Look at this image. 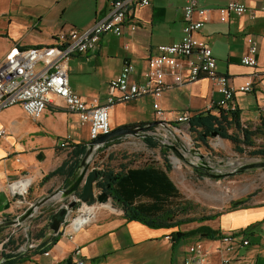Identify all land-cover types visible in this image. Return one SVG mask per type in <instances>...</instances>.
<instances>
[{
	"label": "crops",
	"instance_id": "obj_1",
	"mask_svg": "<svg viewBox=\"0 0 264 264\" xmlns=\"http://www.w3.org/2000/svg\"><path fill=\"white\" fill-rule=\"evenodd\" d=\"M112 1L0 0V64L15 46H50L56 43V35L63 30L90 28L96 20L106 16ZM230 1L197 0L198 6L209 9L199 37L213 49L218 61L217 71L227 76L233 85L252 82L251 91L237 92L232 105L239 110L242 124L256 125L264 119V0H239L248 6V11L243 15L231 14L227 21H222L218 8ZM188 2L152 0L148 6H133L123 35H102L97 49L70 57L67 62L70 86L84 100L99 98L104 101L108 83L121 72L127 61L136 67L132 78L142 79L148 59L157 52V46L171 44L183 37V7ZM194 18L199 19V14L195 13ZM249 36H254L257 41V67L242 63V57L248 53ZM221 98L222 94L205 76L170 87L161 101L164 119L173 120L184 112L217 114L219 109L213 104ZM153 100L152 96H146L116 104L110 115L112 130L154 120ZM150 105L152 119L146 118ZM0 127L8 130L7 135L0 138V191L9 192V183L25 175L34 180L24 201L9 208L11 213L20 210L16 214L28 209L39 196L59 186H67L71 176L56 175L46 182L42 179L70 159L74 146L91 141L89 125L81 122L78 113L68 111L57 96L37 120L30 118L19 105L3 110ZM67 135L71 136L70 146L61 148ZM134 138L140 137L123 136L121 140L132 143ZM243 204L217 212L219 215L211 220H196L174 229L155 228L138 220H128L124 213L108 210L112 207L107 204L95 220L75 233L73 239L62 232L55 233L50 228L48 215L44 220L38 217L29 231L18 226L26 238L22 244L32 242L35 245L34 248L23 246L22 250L31 257L19 264H70L76 245L80 246L81 255L93 264H184L186 248L197 241L203 243L208 253L207 264H220V235L233 230L250 240L248 246L231 254L236 264H264V198ZM251 224L257 226L248 227ZM14 231L0 241L2 252L8 249L2 248L6 240L15 235ZM175 231L197 232L175 237ZM213 232L216 236H211ZM3 233L7 231L0 230V238ZM55 237L51 248L42 251V246L35 250L41 243L54 241ZM47 250L51 251L50 256L43 254Z\"/></svg>",
	"mask_w": 264,
	"mask_h": 264
},
{
	"label": "built area",
	"instance_id": "obj_2",
	"mask_svg": "<svg viewBox=\"0 0 264 264\" xmlns=\"http://www.w3.org/2000/svg\"><path fill=\"white\" fill-rule=\"evenodd\" d=\"M151 2L152 0H113L106 16L96 20L86 30L78 28L63 30L56 35V43L50 46L12 48L0 64V112L13 105H19L30 118L37 120L49 104L53 103V97L57 96L63 100L68 111L78 113L81 122L89 125L90 139L95 140L100 135L112 131L110 115L111 109L116 104L152 96L153 108L156 112L155 119L173 123L172 128L175 134L182 138L190 149L196 148L200 143L190 138L192 134L190 118L193 115L191 112H184L173 120L164 119L165 110L161 104L164 92L170 87L194 82L205 76L213 82L215 90L222 94V98L214 102L213 107L228 111L236 109L232 104L237 92H248L253 87L252 82L235 86L227 76L217 71L218 61L213 49L199 37L209 9L198 6L197 0H189L183 7L185 18L183 37L171 44L157 46V52L148 59L142 79L132 78L136 67L127 61L121 72L108 83V95L104 101H100L99 98L91 101L82 99L69 83L67 62L72 55L86 54L97 49L101 36L107 33L115 36L123 35L124 24L133 6H148ZM247 7L242 1L231 0L227 5L219 7L218 11L221 20L227 21L231 14H245L248 11ZM195 13L199 14V19L194 18ZM247 40L249 49L248 53L242 57V63L257 67L256 38L249 36ZM242 126L247 127L244 124ZM153 130L158 131L162 136L166 135L163 139L168 140V131L164 126L157 125ZM7 133V127H0V138ZM154 139L159 140L158 137ZM70 140L71 136L67 135L61 143V148L69 147ZM204 153L207 162L214 165L215 161L210 152ZM190 161L197 163L195 160ZM33 183L34 180L27 175L9 183L7 194L12 201V206L24 201ZM103 207L101 203H78L77 207L68 213L62 234L73 239L79 229L97 218V213ZM11 215L15 217L19 214H13L8 209L0 212V219L12 218ZM249 244L250 240L240 232L233 230L222 233L218 247L222 256L220 264H236L231 254ZM25 245L29 248L35 247L32 242ZM203 246L201 241L188 246L184 264L209 263L208 253ZM23 248L21 246L19 250ZM43 254L50 256L51 251L47 250ZM70 264L93 263L81 255V248L76 245L74 258Z\"/></svg>",
	"mask_w": 264,
	"mask_h": 264
},
{
	"label": "trees",
	"instance_id": "obj_3",
	"mask_svg": "<svg viewBox=\"0 0 264 264\" xmlns=\"http://www.w3.org/2000/svg\"><path fill=\"white\" fill-rule=\"evenodd\" d=\"M240 119L241 115L238 109L228 111L220 109L217 114L210 111L195 113L192 118H190V124L192 132L198 133L197 141L199 143L201 141L207 143L208 139L212 137V134L217 133V135L222 138L233 142L238 152H243L244 148L242 146L245 145L254 147L251 152L252 154L264 156V149L256 148L253 141V136L257 131L254 132V130L251 131L244 128ZM147 123L148 122L140 124L145 125ZM232 128H235L236 132L231 133L230 129ZM263 128L264 119L260 121L258 130ZM122 137L123 136L116 137L107 144L110 146L116 144ZM145 141L151 148H160L161 155L165 160L163 166L151 163L138 167H125L123 165L119 170H115L109 166H101L98 169L99 177L96 182V188L106 192L116 204L123 208L124 217L128 220H138L150 227L174 229L180 227L184 223L188 224L196 220L207 221L219 215V213H215L206 216L202 215L198 218L186 216L188 213V206L183 200V195L173 183V179L170 176L173 164L169 159V153L164 147H161L158 140L154 138H145ZM86 146L87 143L74 146L71 151L72 155L70 159L50 172L46 177H43L42 182H46L56 175L72 176L76 166L86 152ZM253 196L252 193L249 194L246 199L239 201L238 204L234 202L232 207L237 208L241 206ZM256 226L257 224H251L248 227L255 228ZM47 228L48 225L44 229ZM196 232L197 231H190L187 233L175 231L173 232V236L184 237L186 235H193ZM215 234L216 232H213L211 236H216ZM25 240L26 238L23 237V240L19 243ZM55 240L56 237L54 241L49 242V244L41 243L35 250H38L42 246H44L42 251L46 248H51ZM15 243H18V240L11 237L4 243V247L5 249L9 248V246H14ZM1 257L4 258L1 264H19L25 260H29L31 254L26 250L16 251V249H12L10 251H3Z\"/></svg>",
	"mask_w": 264,
	"mask_h": 264
},
{
	"label": "rangeland",
	"instance_id": "obj_4",
	"mask_svg": "<svg viewBox=\"0 0 264 264\" xmlns=\"http://www.w3.org/2000/svg\"><path fill=\"white\" fill-rule=\"evenodd\" d=\"M151 105L147 106L146 118L152 119L154 115H151ZM247 129L257 133L253 136V141L256 148L264 149V128L259 129L260 124L247 123L244 122ZM231 133L236 132L235 128L230 129ZM190 138L193 140H198V133L192 132ZM202 144L203 152H210L215 164H227L228 162H233L234 158L242 159L244 161H257L264 159L263 155H254L252 150L254 147L245 146L243 152H238L236 145L230 140L224 139L221 136H212L208 139V142ZM162 147V146H161ZM169 153V159L171 161L172 168L170 171V176L173 179V183L180 190L183 195V200L188 206V213L186 216L198 218L202 215L206 216L209 214H214L217 212H223L232 208L233 203L239 202L246 199L249 194L254 196L247 200L243 205H248V203L254 202L258 199L264 198V168L251 169L242 173H233L225 178H211L205 173L201 172V169H196L189 165L187 162L177 160L172 152ZM93 167L109 166L115 170H119L121 166L125 167H138L145 164L155 163L159 166L165 164V160L161 155L160 148H151L148 146L145 139L134 138L132 143H127L126 139H120V141L113 145H104L98 148L94 152V157L92 160ZM97 191L102 192L97 189ZM112 202L111 197H109ZM115 203V202H114ZM118 205V204H117ZM119 206V205H118ZM106 208V207H105ZM104 209V208H103ZM108 209V208H107ZM109 210V209H108ZM18 211H14L16 214ZM47 212L42 213L38 219L43 220L47 217ZM14 215H11L13 218ZM183 217V216H181ZM180 217V218H181ZM15 229V235L13 238L18 240V243L23 240V234L17 227H5L0 238L4 240L6 236L12 230ZM7 241V240H6ZM187 244L189 241L185 240ZM17 242V241H16ZM15 243L14 246H9L8 249H16L18 251L20 247L24 246L22 243ZM18 244V245H17ZM4 250V245L3 248ZM2 256V251L0 250V259Z\"/></svg>",
	"mask_w": 264,
	"mask_h": 264
},
{
	"label": "water",
	"instance_id": "obj_5",
	"mask_svg": "<svg viewBox=\"0 0 264 264\" xmlns=\"http://www.w3.org/2000/svg\"><path fill=\"white\" fill-rule=\"evenodd\" d=\"M164 126L168 131V140H164L158 131L153 130L156 126ZM174 124L166 121H158L154 119L145 125H123L107 134L100 135L97 139H92L86 146V152L81 161L76 166L71 182L67 186H59L48 194L39 196L33 201L28 209H25L19 215L13 218L0 219V228L8 226H21L27 231L30 230L33 222L44 212H47L48 218L51 222L50 228L55 233H61L64 229L66 217L70 210L77 207L80 202L101 203L104 207L110 204L113 212L123 213L124 210L116 203L112 202L106 192H98L96 182L99 177L97 167H93L92 160L94 152L106 145L109 141L120 136H136L142 139L145 138H159V144L175 155L177 160L189 163L196 169H201L203 173L211 178H225L233 173H242L247 170H255L264 168V159L257 161H244L240 159H233V162L227 164L211 165L206 160V155L202 151V144H198L196 148L190 149L185 141L175 134L172 128ZM147 131H150L147 133ZM212 136H218L217 133ZM41 156V155H40ZM190 160H195L197 163H192ZM76 196V198L74 197ZM236 204L238 202L235 201ZM67 204V205H66ZM12 208V201L9 198L7 191H0V212H4ZM4 258L0 260V264Z\"/></svg>",
	"mask_w": 264,
	"mask_h": 264
}]
</instances>
